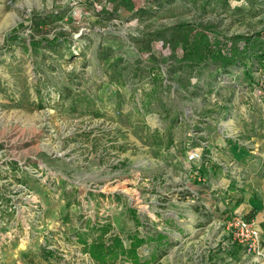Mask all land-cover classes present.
I'll return each instance as SVG.
<instances>
[{
	"label": "rangeland",
	"instance_id": "obj_1",
	"mask_svg": "<svg viewBox=\"0 0 264 264\" xmlns=\"http://www.w3.org/2000/svg\"><path fill=\"white\" fill-rule=\"evenodd\" d=\"M214 41L259 50L264 0H0V264H264L222 212L264 68Z\"/></svg>",
	"mask_w": 264,
	"mask_h": 264
},
{
	"label": "crops",
	"instance_id": "obj_2",
	"mask_svg": "<svg viewBox=\"0 0 264 264\" xmlns=\"http://www.w3.org/2000/svg\"><path fill=\"white\" fill-rule=\"evenodd\" d=\"M253 142V143H252ZM252 149L226 141L227 155L238 161V183H225L223 205L225 216H252L264 242V138L254 140ZM224 144V143H223ZM256 146V147H255ZM237 181V182H238ZM35 250V249H34ZM32 248L12 247L1 264H48Z\"/></svg>",
	"mask_w": 264,
	"mask_h": 264
},
{
	"label": "trees",
	"instance_id": "obj_3",
	"mask_svg": "<svg viewBox=\"0 0 264 264\" xmlns=\"http://www.w3.org/2000/svg\"><path fill=\"white\" fill-rule=\"evenodd\" d=\"M221 44H223V43L215 42L214 41V45L210 49L208 48V46L206 47V45H204V47H203V53L202 54H208L207 51L211 52L212 48H215V51L217 52V54L220 53L219 48L221 47ZM259 44L261 45L260 46L261 48L259 50L256 49V47H258V46L255 47L253 45V47L247 49L246 51L241 52V54L242 53H245V55H242L241 56L240 53H238V52L234 53V55H233L234 58L238 57L240 59L226 58L224 60L223 59L224 57L221 56V55H219V54L218 55H214V56H216V58L218 57L219 60H224L223 63L225 65H227L228 63L233 62L234 60H235V62H238L239 63V62H244L243 60L244 59H247V58L255 59V60L259 61L261 67L264 68V44H262V43H259ZM205 49H207V51ZM199 56H201V59H203V60L205 59V56L204 55H199ZM254 82L255 81H250V84L251 85L252 84L253 85L254 84H256V85L258 84V83H254ZM101 228H99V230ZM101 231H104V228H102ZM138 242L140 243V240H137L134 245H137ZM120 248H121V242L117 238H114L113 239V242H111L110 245H108V246H106L105 244H102V243L98 242V243H93L92 245H90L88 247V249H89V251L91 253L92 258L94 260H96L97 262H101V263H104L105 260L107 258H109L110 256L111 257H113V256L115 257L116 256V251L119 250ZM131 251H133L132 248H131ZM131 251H129V252L131 253Z\"/></svg>",
	"mask_w": 264,
	"mask_h": 264
},
{
	"label": "built area",
	"instance_id": "obj_4",
	"mask_svg": "<svg viewBox=\"0 0 264 264\" xmlns=\"http://www.w3.org/2000/svg\"><path fill=\"white\" fill-rule=\"evenodd\" d=\"M198 157L199 155L197 153H191L189 155V160H193ZM230 165L233 166V163L231 162ZM233 219L234 221L232 225L237 228L235 237L238 239V242L246 246L245 249L249 253L258 251L261 243V237L253 222L245 221L239 215L235 216Z\"/></svg>",
	"mask_w": 264,
	"mask_h": 264
}]
</instances>
